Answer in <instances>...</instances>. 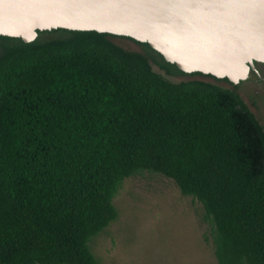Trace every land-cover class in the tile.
I'll return each mask as SVG.
<instances>
[{
    "label": "trees",
    "instance_id": "trees-1",
    "mask_svg": "<svg viewBox=\"0 0 264 264\" xmlns=\"http://www.w3.org/2000/svg\"><path fill=\"white\" fill-rule=\"evenodd\" d=\"M115 38L0 35V264H102L91 241L143 171L203 205L218 264H264L263 126L237 92L152 63L215 77Z\"/></svg>",
    "mask_w": 264,
    "mask_h": 264
},
{
    "label": "water",
    "instance_id": "water-1",
    "mask_svg": "<svg viewBox=\"0 0 264 264\" xmlns=\"http://www.w3.org/2000/svg\"><path fill=\"white\" fill-rule=\"evenodd\" d=\"M96 31L147 43L187 74L248 78L264 63V0H0V35Z\"/></svg>",
    "mask_w": 264,
    "mask_h": 264
},
{
    "label": "rangeland",
    "instance_id": "rangeland-1",
    "mask_svg": "<svg viewBox=\"0 0 264 264\" xmlns=\"http://www.w3.org/2000/svg\"><path fill=\"white\" fill-rule=\"evenodd\" d=\"M52 36L55 34L46 35ZM114 42L127 50L144 52L143 46L131 40L118 37ZM152 65L175 83L205 80L237 92L264 128V83L242 82L235 87L198 75L167 76ZM114 205L118 219L91 241L102 264H218L203 205L183 195L172 179L143 171L124 181Z\"/></svg>",
    "mask_w": 264,
    "mask_h": 264
},
{
    "label": "flooded vegetation",
    "instance_id": "flooded-vegetation-1",
    "mask_svg": "<svg viewBox=\"0 0 264 264\" xmlns=\"http://www.w3.org/2000/svg\"><path fill=\"white\" fill-rule=\"evenodd\" d=\"M218 81H225V80L222 79V80H218ZM250 81H254L258 84L264 83V63L255 61L254 65H252L250 67V72H249L248 78L244 81H241L239 84L234 85V86L238 87L242 82H250Z\"/></svg>",
    "mask_w": 264,
    "mask_h": 264
}]
</instances>
